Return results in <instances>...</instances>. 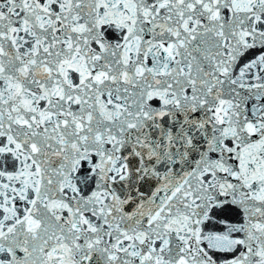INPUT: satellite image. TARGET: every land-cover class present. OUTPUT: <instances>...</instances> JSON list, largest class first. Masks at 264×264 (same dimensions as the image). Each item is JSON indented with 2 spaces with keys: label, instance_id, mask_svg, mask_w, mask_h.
<instances>
[{
  "label": "snow or ice",
  "instance_id": "6c2138e0",
  "mask_svg": "<svg viewBox=\"0 0 264 264\" xmlns=\"http://www.w3.org/2000/svg\"><path fill=\"white\" fill-rule=\"evenodd\" d=\"M0 264H264V0H0Z\"/></svg>",
  "mask_w": 264,
  "mask_h": 264
}]
</instances>
